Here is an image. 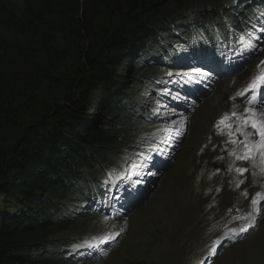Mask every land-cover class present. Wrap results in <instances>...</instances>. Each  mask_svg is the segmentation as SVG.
<instances>
[{
  "label": "trees",
  "instance_id": "16d2710c",
  "mask_svg": "<svg viewBox=\"0 0 264 264\" xmlns=\"http://www.w3.org/2000/svg\"><path fill=\"white\" fill-rule=\"evenodd\" d=\"M22 1L18 7L0 0V129L27 121L23 115H30L37 99L42 101L35 107L44 110L11 156L0 146V264H49L62 257L65 241H54L47 230L76 217L70 209L89 197L84 180L101 179L130 141H119L100 119L92 120L97 116L91 111L116 125L123 116L143 120V98L116 94L125 78L119 70L135 58L155 66L154 56L180 41L195 9L229 0ZM105 15L119 26L106 28L101 44L88 47ZM156 76L146 83L149 93ZM48 82H66L50 103ZM62 142L65 155L57 151Z\"/></svg>",
  "mask_w": 264,
  "mask_h": 264
},
{
  "label": "rangeland",
  "instance_id": "374dc122",
  "mask_svg": "<svg viewBox=\"0 0 264 264\" xmlns=\"http://www.w3.org/2000/svg\"><path fill=\"white\" fill-rule=\"evenodd\" d=\"M6 1L18 7L23 3L22 0ZM235 3L229 0L227 5L233 6ZM209 13L206 12L199 18L208 19L205 16ZM230 19L228 17V22ZM119 24L112 16L100 18L97 28L92 30L94 41L91 40L86 45L93 46L94 42L101 44L103 31ZM168 30L164 33L165 36L169 34ZM171 30L176 31V27L172 26ZM245 44L247 45V41ZM137 56L139 59L140 54ZM262 56L264 40L258 47V54L242 65L241 74L217 79L210 94L202 98L196 107L187 109L165 104L149 93L146 83L154 75L166 70L159 63L151 62L155 66L145 64V61L136 63V58L125 63L119 70L125 78L116 94L129 99L143 98L164 119L165 131L169 128L179 129V137L174 141L172 163L160 169L153 191L149 188L146 190L144 204L133 209L125 219L113 221L103 212H94L86 207L80 220L51 225L50 230H47L54 241H68L67 246L78 236L119 232V242L107 257L101 260L84 259L81 255L69 262H61L59 257L49 264H198V254L202 259L205 258L224 234H232L233 243L240 245L231 251L230 247L234 244L224 245L215 259L219 260L210 264H264V198L259 199L255 206L252 204L258 192L264 197V149L260 147L258 130L253 129L251 124L242 126L243 120L248 118L245 109L249 107L255 113L251 119L264 124V118H260L264 100L258 107L250 106V91H246L254 80L258 81V69L262 60L258 65L257 62ZM263 71L264 66L259 69V72ZM65 84L46 83L44 87L48 85L49 88L44 92H49L50 95L45 96V101L50 103L59 98L57 94ZM242 92L244 94L239 95ZM41 101L42 99H37L32 105L30 115H23L25 119L30 118L21 121L20 126L15 127L14 123H10L0 129V146L6 157L14 153L34 116L43 109L35 107ZM227 102L232 103L229 109L225 107ZM211 103H215L216 108ZM133 106L138 109L136 105ZM91 112L97 116L92 120L100 119V123L107 125V128L103 126L104 129L119 135V141L120 138H126L131 143L143 132L153 129L154 122L149 125L136 115L132 118L123 116L118 121L119 126L116 125L117 120L108 121L101 111ZM233 113L236 115L233 116ZM40 117L41 115H36L35 119ZM81 142L82 148L87 147L86 143ZM74 143L79 142L74 140ZM65 144L62 142L57 148L64 155L67 154ZM130 156L136 155L128 151L123 157ZM245 156L247 159L243 158ZM20 163L25 164L23 161ZM28 169L33 170V166ZM147 175H152V170ZM2 199L0 206L4 209ZM234 205L237 210H232ZM70 214L74 215L71 210ZM245 225H249L250 235L247 238L240 232ZM235 230L238 232L233 233ZM65 242L60 251L64 249Z\"/></svg>",
  "mask_w": 264,
  "mask_h": 264
},
{
  "label": "snow or ice",
  "instance_id": "6c2138e0",
  "mask_svg": "<svg viewBox=\"0 0 264 264\" xmlns=\"http://www.w3.org/2000/svg\"><path fill=\"white\" fill-rule=\"evenodd\" d=\"M264 63V62H262ZM194 71L196 72H199V69H194ZM257 80H261V81H264V77H258ZM257 88H258V85H257V81L254 80L252 82V84L249 85L248 89L246 91H251L253 94L251 96V98L249 99L248 103L249 105H252V104H255L256 101H257ZM244 93H239V95H243ZM178 98V96L176 97ZM245 112L248 113V118H245L243 120V125L242 126H246L248 124H251V127L253 129H257L258 132H259V136H260V147L262 149H264V124H262L261 122L255 120V119H251L252 116L255 115V113H253V110L251 107L245 109ZM236 113H233V116H235ZM264 115V114H262ZM225 119H227V117H225ZM229 135H231V133H229ZM244 159H247V156L243 157ZM243 171V169L241 170ZM261 198H264L261 196V193H257L256 194V198L252 200V204L255 206L257 203H258V200L261 199ZM249 225H245L244 227H242L240 229V232H245L247 231Z\"/></svg>",
  "mask_w": 264,
  "mask_h": 264
},
{
  "label": "bare ground",
  "instance_id": "6f19581e",
  "mask_svg": "<svg viewBox=\"0 0 264 264\" xmlns=\"http://www.w3.org/2000/svg\"><path fill=\"white\" fill-rule=\"evenodd\" d=\"M213 48H210L209 50H212ZM209 50H208V54H209V56L212 58V59H215L214 58V56H213V54L211 53V52H209ZM209 100V99H208ZM207 100V101H208ZM212 104V106H214L213 108H216V106H215V103H211ZM232 105V103H229V102H227V103H225V107L226 108H230V106ZM238 109V108H237ZM243 109V108H242ZM245 109V108H244ZM243 109V110H244ZM233 111H235V109L233 110ZM262 114H264V109L261 111V113H260V118L262 119V118H264V115H262ZM50 230V229H49ZM45 236V235H44ZM50 240V239H49ZM243 241V240H242ZM234 244V243H233ZM232 244V245H233ZM238 245H240V243H235L232 247H230V248H232V249H230L229 251H231V250H233V249H235ZM220 255V254H219ZM219 260V258L217 259V260H215V261H218ZM213 263V262H212Z\"/></svg>",
  "mask_w": 264,
  "mask_h": 264
},
{
  "label": "clouds",
  "instance_id": "9594fccd",
  "mask_svg": "<svg viewBox=\"0 0 264 264\" xmlns=\"http://www.w3.org/2000/svg\"><path fill=\"white\" fill-rule=\"evenodd\" d=\"M62 262V261H61Z\"/></svg>",
  "mask_w": 264,
  "mask_h": 264
}]
</instances>
